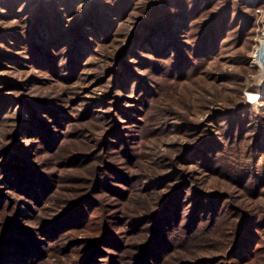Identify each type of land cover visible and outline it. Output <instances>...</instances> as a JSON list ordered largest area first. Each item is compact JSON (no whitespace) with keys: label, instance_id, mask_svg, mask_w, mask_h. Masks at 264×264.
Segmentation results:
<instances>
[{"label":"rangeland","instance_id":"obj_1","mask_svg":"<svg viewBox=\"0 0 264 264\" xmlns=\"http://www.w3.org/2000/svg\"><path fill=\"white\" fill-rule=\"evenodd\" d=\"M0 4V48L9 56L8 60L1 62L0 92L3 96L11 97H8L10 111L5 115L10 120L0 124V166L9 165L7 151L17 156V151H14L16 142L26 148L30 145V139L25 137L26 132L18 131L16 138L19 140H14L13 135L10 137L13 128L18 125L15 118L27 117L20 114L25 104L23 101H46L73 122L70 128L68 124H63L64 128L60 131L63 136L59 145L66 149L65 152L59 148L62 152L46 153L30 161L49 177L54 187L48 200L37 205L30 201L27 211L24 209L26 206L18 208V205L13 207L12 203L9 205L12 210L18 208L22 211V226L39 232L64 206L82 196H93L90 204H99L104 209L105 222L118 219L120 223V219L126 215L156 211L161 202L176 189L182 188L180 185L186 184L191 187L181 193L182 198H188L191 190H199L207 195L218 194L228 198L226 202L229 201V205L252 210L258 216L260 220L256 223L262 229V250L259 249L246 264H264V187L255 195L254 189L247 192L223 173L213 174L194 164L190 156L187 157L190 158L189 163L181 161L183 152H192L204 139L214 140L218 134L217 125L226 123L232 114V118L238 116L239 123L243 121L245 127L250 126L245 131L248 144L253 141L254 129L262 133L261 148L253 165L264 170V64L259 56L264 46V0H0ZM92 5L102 11L101 21L107 20L112 24V34L108 42L94 43V53L87 55L81 66L71 74L63 67L66 62L65 50L47 49L45 43L52 42L59 22H64L65 30L71 28L83 21ZM39 11L52 24L47 26L51 32L44 38V43L38 42L35 46L40 51L47 50V55L59 68L58 75L50 73L45 67H38L32 61L29 45L24 43L30 37L31 24ZM214 14L227 15L218 25L213 41V57L202 68H193V74L189 73L183 79L164 75L151 77L152 82L156 83L150 82L154 87L153 97L148 96V104L143 107L144 99L138 97L135 89L137 83L133 81L144 82L150 77L143 69L144 63L135 56H150L135 50L132 55H124L127 56L126 64L133 79H129V82L126 78L120 80V87L113 91L119 79L115 73H123L122 67L113 61L126 47L131 35L139 32L144 37L147 31L159 29L166 15H173L175 20L180 17L175 22L182 27L175 37L180 42L192 35L193 39H197L204 33V26ZM6 80L11 87H4ZM116 98L120 101H115ZM108 101L113 102V106ZM91 112L98 116H109L107 123L89 120ZM115 119L121 121L123 126L136 124L126 127L129 131L127 147L133 148L137 156L130 164L122 159L114 165L113 159L105 155L106 146L116 142L115 138L109 137ZM239 125L241 127L242 124ZM144 126H149L145 130L146 137L140 135V128ZM99 141L102 144L97 146ZM244 143L245 140L241 141L236 152L240 153L239 150L246 147L247 143ZM91 149H94V156L83 158ZM64 153L78 156L70 159ZM241 155L247 157L248 154L243 152ZM108 166L117 169V174L126 175L128 180L118 174L117 177L114 175L117 180L112 182L113 175L103 173L108 180L111 178L108 186L112 193L106 189L103 193H96V190L90 192L95 180L93 173L96 170L97 173L103 170L109 172L112 168ZM163 179L166 181H161ZM154 184L158 185L152 187ZM118 186L128 188L123 200L114 194L113 188ZM0 196V204H7L4 203L5 199L25 200L24 195L9 190L8 184H0ZM147 206H150L149 210L145 209ZM62 228L57 233L68 227ZM128 230L129 227L124 226L117 233L124 236ZM75 236L86 235L74 231L65 239ZM140 238L142 235H127L125 244L131 248L140 242ZM39 239L45 240L42 236ZM254 245L253 249L256 247ZM16 251H20L19 247L15 248ZM41 252L45 250L41 249ZM37 253L30 251L22 254L20 261L14 264H24ZM223 254L221 251L217 253ZM53 255L51 252L40 256L38 263L68 264L69 260L64 254L55 255V258ZM229 262L222 260L220 264Z\"/></svg>","mask_w":264,"mask_h":264},{"label":"trees","instance_id":"obj_2","mask_svg":"<svg viewBox=\"0 0 264 264\" xmlns=\"http://www.w3.org/2000/svg\"><path fill=\"white\" fill-rule=\"evenodd\" d=\"M101 13L102 11L96 5H92L83 21L67 30L63 27L64 22L58 21L60 24L55 27L56 36L51 43H45L47 49L63 48L65 50L66 62L63 67L71 74L81 66L80 63L87 55L94 53V43L109 41L112 24L107 20L101 21ZM226 15L214 14L204 26V33L200 38L193 39L192 35L190 38L186 37L184 42H180L181 40L175 37V33H178L177 31L182 27L175 22L180 17L178 16L175 20L173 15H166L159 29L147 31L144 37L139 32L131 35L126 47L113 61L123 69V73H115L119 79H117L118 82L116 81L117 84H114L113 91L116 87H120V80L126 78L129 82V79H133V75H129L131 72L128 68L130 67L126 64L125 57L127 56L124 55H132L135 50H140L141 53L144 52L150 56V58L135 56L144 63L143 69L147 70L146 73L150 78L145 79L144 82L136 80L133 83H137L135 84L136 93L138 97L144 99L145 104L142 106L146 107L148 96L151 97L154 93V87L150 82H155H152L151 77L164 75L168 78L183 79L189 73L193 74V68H202L212 59L213 41L216 38L217 28L222 24ZM181 20L184 21L182 16ZM51 24L49 19L46 20V16L40 14L39 11L38 17H35L31 24L30 37L24 43L29 45L32 61L38 67H45L50 73L58 75L59 68L47 55V50L40 51L35 46L38 42L42 43L51 32V29L47 27ZM8 59L7 52L0 48V67L1 62ZM4 82L6 83L4 87H11L8 80ZM139 83L140 86L137 87ZM8 97L0 92V124L2 121L10 120L5 118L10 111L8 99L11 97ZM117 100L120 101L116 98L115 101ZM22 103L25 104L20 114H26L27 117L15 118L18 125L13 128L14 132L10 134V137L13 135L14 140H19L16 138L18 131L26 132L25 137H28L31 142L27 146L29 149L16 142L14 151H17V156L12 155L10 151L6 152V157L10 158V162L7 166H0V181L2 182L0 184H8L9 190L24 195L25 200L5 199L4 203L7 204H0V264H14L20 261L22 254L30 251L38 253L24 264H39L40 256L49 255L51 252L54 254L53 258L55 255L58 257L64 254L69 260L68 264H220L222 260L230 261L229 264H246L253 259L259 249L262 250L260 247L262 229L256 223L260 219L253 214L252 210L234 207L229 205V201L226 202L228 198L218 194L207 195L199 190H191L192 194L188 198H182L181 193L191 187L186 184L180 185L182 188L176 189L165 201L161 202L156 211L126 215L120 219V223L117 222L118 219L113 222L109 221V223L105 222L104 209L99 204L94 206L90 204L93 196H82L64 206L55 218L46 223L43 230L38 232V230L26 229L21 225L22 211L18 208L26 206L24 209L27 211L31 205L30 201L33 205H37L43 200H48L54 187L49 177L39 171L38 166L30 164V161L46 153L55 154L57 151L62 152L61 150L65 152L66 149H62L59 145V140L63 136L60 131L64 128L63 124H68L70 128L73 122L68 121V116L65 114L63 116V112L59 113L58 109L46 101H23ZM107 103H112L111 106H113V102L108 101ZM94 113H90L89 120L107 123L109 116L106 114L98 116L99 114ZM232 117L231 114L226 123L220 122L217 125L218 134L214 140L204 139L192 152H183L181 161L189 163L190 158L187 157L190 156L194 164L213 174L223 173L247 192L254 189L257 195L264 187V170H259L253 162L261 148L262 133L254 129L256 133L252 136L253 141L248 144L245 131L250 126L245 127L243 121L239 123L238 116L237 118ZM127 122L130 121L127 120ZM239 124H242L241 127ZM134 125L136 124H127V126ZM112 126L109 137L115 138L116 142L106 144L105 155L113 159L114 165L122 159L126 160L124 163L130 164L137 156L133 148L127 147L129 145L127 126H123L118 119L114 120ZM148 129L149 126L140 128V135L146 137L145 130ZM243 140H245L244 145L247 143L246 147L240 149V153L236 152ZM101 144L99 141L97 146ZM93 151L94 149L89 150L82 157L92 158ZM243 152L248 154L247 157L241 155ZM64 154L70 159L78 156L73 153ZM108 168L113 170L109 172L103 170L100 173L96 170V174L93 173L95 180L90 192L96 190V193H103L106 189L112 193L111 187L108 186L111 178L108 180L103 173L113 175L112 182L117 180L118 174L122 176L123 174H117L118 170L113 166H108ZM123 177L127 178L126 181L128 180L126 175ZM156 185L158 184L152 187ZM113 189L116 192L114 194L121 200L126 198L128 188L123 189L118 186ZM11 203L13 207L18 205V208L12 210L9 207ZM145 209L149 210L150 206ZM235 219L238 220L235 221ZM66 226L68 228L57 233ZM124 226H128L129 230L124 232L123 236L117 231ZM74 231L84 233L86 236L65 239ZM127 235H142V238L140 242L129 248L125 244ZM41 236L45 240L41 241L39 239ZM48 238L51 239L47 241ZM63 241L64 243H59ZM254 243L256 247L253 249ZM16 247H19L20 251L15 252ZM39 247L45 252L42 253ZM220 251L224 254L217 255Z\"/></svg>","mask_w":264,"mask_h":264},{"label":"bare ground","instance_id":"obj_3","mask_svg":"<svg viewBox=\"0 0 264 264\" xmlns=\"http://www.w3.org/2000/svg\"><path fill=\"white\" fill-rule=\"evenodd\" d=\"M259 56H260L261 62L264 64V46H263L262 51L260 52V55Z\"/></svg>","mask_w":264,"mask_h":264}]
</instances>
